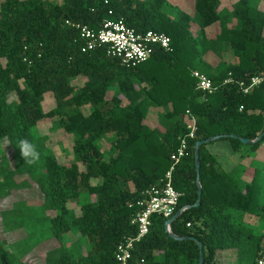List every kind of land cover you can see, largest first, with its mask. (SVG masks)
Listing matches in <instances>:
<instances>
[{"label": "trees", "instance_id": "1", "mask_svg": "<svg viewBox=\"0 0 264 264\" xmlns=\"http://www.w3.org/2000/svg\"><path fill=\"white\" fill-rule=\"evenodd\" d=\"M193 4V15L180 9L175 15L168 0H0V147L7 139L12 148L0 152V199L27 182L43 195L38 203L31 199L40 213L23 199L0 210L6 234L0 235V264H34L26 256L52 240L59 245L46 250L45 264H118L117 244L137 233L132 219L138 200L161 185L170 154L188 131L189 113L197 128L174 171V186L182 193L175 213L198 198L196 140L236 134L217 139L230 141L235 159L262 145L264 135L251 144L240 138L254 139L264 130V82L245 93L239 81L264 73V8L253 0H236L231 10L221 0ZM119 17L138 32L166 33L171 49L159 48L136 65L109 55L105 46L82 49L78 23L97 29L105 18ZM215 24L219 29L209 35L206 29ZM227 49L235 61L205 60ZM197 61L205 68H196ZM194 70L207 74L215 90H200ZM229 73L232 80L224 82ZM47 94L54 105L46 109ZM151 108L159 113L158 124L146 119ZM45 119H55L72 138L66 161L44 152L46 139L30 136ZM21 139L36 146L37 162L21 158ZM210 143L199 152L201 203L176 218L172 230L202 242L203 264H217V255L230 249L236 264H259L264 231L256 232L244 219L251 215L264 222L259 168L251 170L249 181L241 180L238 168H222L207 149ZM167 219L152 216L131 263L199 264L197 241L172 237ZM18 230L21 236L9 241L7 233ZM69 235L78 236L70 245Z\"/></svg>", "mask_w": 264, "mask_h": 264}, {"label": "built area", "instance_id": "2", "mask_svg": "<svg viewBox=\"0 0 264 264\" xmlns=\"http://www.w3.org/2000/svg\"><path fill=\"white\" fill-rule=\"evenodd\" d=\"M80 37L84 41L83 50H93L105 46L109 55L120 58L126 64L136 65L145 61L157 49H171V38L164 32L147 30L138 32L129 26L124 17L116 19L105 18L99 28L94 29L87 24H77ZM197 86L202 91L212 92L216 85L205 73L194 70ZM232 80L231 73L224 82ZM264 82V73L256 74L246 80L239 81L241 89L248 93L255 86ZM189 113V111H188ZM188 131L180 137V143L170 154L171 164L161 179V185L147 189L138 200L139 210L134 215L132 223L137 225V233L121 240L116 247L115 258L118 264L131 263L133 251L139 241L147 235L152 225V216L162 215L170 218L176 211L182 193L174 186V171L187 154L189 140L196 134V118L189 113ZM191 223L188 222L187 226ZM259 264H263L260 260Z\"/></svg>", "mask_w": 264, "mask_h": 264}, {"label": "rangeland", "instance_id": "3", "mask_svg": "<svg viewBox=\"0 0 264 264\" xmlns=\"http://www.w3.org/2000/svg\"><path fill=\"white\" fill-rule=\"evenodd\" d=\"M171 3L170 10L172 11L173 14L176 15L178 10H183L187 13H190L193 15V8H194V0H168ZM254 2L258 3L261 5L262 8H264V0L260 2V0H253ZM236 2V0H221V6L227 9H232L233 3ZM191 28L196 34L198 25L196 22L191 23ZM219 26L218 24H215L211 30L209 28L206 29V32L210 35L214 31L218 30ZM199 37H201V34H198ZM221 57H219L217 54L210 53L209 55L206 56L205 60L207 59L210 61V63H217L218 61L224 60L226 62H233L235 61V56L232 54V52L227 49L220 51ZM206 60V61H207ZM195 66L198 69H204V63L202 62H195ZM110 92V91H109ZM111 93H108L107 97L110 96ZM48 99V101H46ZM54 104L51 103V98L48 97V94L45 97V100L43 102L44 108H50ZM82 110L85 113L90 112V107L84 106ZM159 113L153 114V117H150L149 121L151 123L158 124V116ZM30 136L34 139H41L45 140L43 145L41 144L40 146H43L44 152H51L55 154L57 159L60 162L66 161L67 158L71 157V146H72V138L68 136L67 134L64 133V131L58 127L57 122L55 119H45L39 121V123L32 127L29 131ZM113 134H109L107 137H111ZM41 143V141L39 142ZM101 144H103L105 148H109V143L107 141H100ZM3 147L4 149L8 152H12V148L10 146V143L8 142L7 139L3 140ZM3 147H0V152H2ZM223 147L222 154L220 155V159H225V157L228 155V151L225 146ZM210 149H215L216 146L210 145ZM69 156V157H68ZM234 160L236 161V166L234 169L238 168L236 171L237 177H239L241 180H250L249 174L253 168L258 167V173L259 174V180L261 185V191H260V198L261 200L264 199V142L262 145L256 150V152H253L251 155H246L244 157L239 156L238 158ZM37 162V161H36ZM261 172V173H260ZM42 194L39 192L38 188L36 185L27 182L26 184H20L17 185L16 189L10 190L9 193L5 198L0 199V210L5 209L8 207L13 200H26L30 204L31 208L33 209V213H40L41 209L37 206V204L32 203L31 199L36 201L37 203L42 200ZM86 194H82L81 200L84 201L86 198ZM1 198V197H0ZM89 198V197H88ZM91 198V197H90ZM237 214V212H236ZM244 219L247 223H249L251 226H253L254 230L258 233H261L264 231V222L261 218L257 216H251V215H244ZM22 230V229H21ZM18 230L17 232H9L7 233V239L9 241L14 240L17 236H21L20 231ZM0 235L1 236H6L5 230L2 224V218H1V213H0ZM71 239L76 240L78 239V236L75 235H69L68 238H66V242L68 245H70ZM82 246L81 250H85L86 248V243L83 239H80ZM46 242V241H45ZM59 245V242L56 241H49L47 244L44 246H41L39 248L34 249L31 251L26 257L32 261L34 264H45V252L46 250L50 249L53 246ZM221 257L225 256L227 259H220L221 261L225 260L227 261V264H235L236 259L234 257V250H225L224 252L221 253ZM262 261H264V251L262 256L260 257ZM217 263H219V260L217 259Z\"/></svg>", "mask_w": 264, "mask_h": 264}, {"label": "water", "instance_id": "4", "mask_svg": "<svg viewBox=\"0 0 264 264\" xmlns=\"http://www.w3.org/2000/svg\"><path fill=\"white\" fill-rule=\"evenodd\" d=\"M264 135V130L254 139H251V138H247V137H241V142L244 143V144H251V143H256L258 142L259 140L262 139ZM227 136H230V137H237L236 134H231V135H227V134H218V135H214V136H211V137H208L206 139H198L196 140L195 142V145H194V155H195V166H196V171H197V177H196V183H197V186H198V198H197V201L192 204V205H184L183 207H181L176 213H174L170 218H168L166 221H165V229L166 231L172 236L174 237L175 239H193V240H196L197 243H198V246H199V249H200V259H199V264H203L204 262V255H203V244L200 240H198L197 238H195L194 236H180L178 234H175L172 230V223L173 221L178 218L186 209L190 208V207H193V206H198L200 205L201 203V198H202V184H201V180H200V146L202 144H205V143H210L214 140H217V139H220L222 137H227Z\"/></svg>", "mask_w": 264, "mask_h": 264}, {"label": "crops", "instance_id": "5", "mask_svg": "<svg viewBox=\"0 0 264 264\" xmlns=\"http://www.w3.org/2000/svg\"><path fill=\"white\" fill-rule=\"evenodd\" d=\"M112 94V91L108 92ZM110 94V96H111ZM109 96V97H110ZM158 113L157 109L155 108H151L147 114V120L149 121L150 117H153V114ZM158 118V116H157ZM210 145H214L216 146L215 149H210ZM222 146H225L228 151V155L225 157V159H220V155L222 154V151L224 150ZM208 151H210L211 153L215 154L218 157V161L220 163V165L222 166V168H224L225 170H234L235 166H236V161L234 160V153L232 151V146L230 141L228 140H215L212 143L208 144L207 146ZM224 252V251H223ZM222 254H218L217 258H216V263H217V259L219 260V263L217 264H227V261L223 260L221 261L220 259H227L225 256H222ZM236 264V262H235Z\"/></svg>", "mask_w": 264, "mask_h": 264}, {"label": "clouds", "instance_id": "6", "mask_svg": "<svg viewBox=\"0 0 264 264\" xmlns=\"http://www.w3.org/2000/svg\"><path fill=\"white\" fill-rule=\"evenodd\" d=\"M19 151L21 158L28 164H32L40 158L36 146L26 139L19 141Z\"/></svg>", "mask_w": 264, "mask_h": 264}]
</instances>
